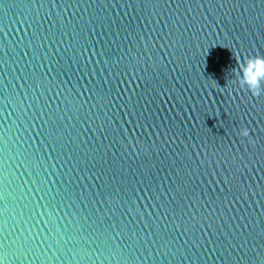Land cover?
<instances>
[{
    "label": "water",
    "instance_id": "1",
    "mask_svg": "<svg viewBox=\"0 0 264 264\" xmlns=\"http://www.w3.org/2000/svg\"><path fill=\"white\" fill-rule=\"evenodd\" d=\"M151 2L0 0V264L264 259V0Z\"/></svg>",
    "mask_w": 264,
    "mask_h": 264
},
{
    "label": "clouds",
    "instance_id": "2",
    "mask_svg": "<svg viewBox=\"0 0 264 264\" xmlns=\"http://www.w3.org/2000/svg\"><path fill=\"white\" fill-rule=\"evenodd\" d=\"M233 74L235 82L241 88H246L253 95H259L264 92V56H249L233 70ZM238 135L249 137V130L241 127Z\"/></svg>",
    "mask_w": 264,
    "mask_h": 264
},
{
    "label": "snow or ice",
    "instance_id": "3",
    "mask_svg": "<svg viewBox=\"0 0 264 264\" xmlns=\"http://www.w3.org/2000/svg\"><path fill=\"white\" fill-rule=\"evenodd\" d=\"M148 4H152L154 7H156L158 5V3L156 2V0H152L151 3H146L143 6L147 7ZM261 264H264V259L261 260Z\"/></svg>",
    "mask_w": 264,
    "mask_h": 264
}]
</instances>
